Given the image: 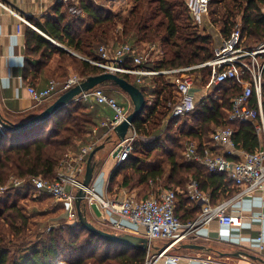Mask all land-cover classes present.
<instances>
[{
	"label": "trees",
	"instance_id": "16d2710c",
	"mask_svg": "<svg viewBox=\"0 0 264 264\" xmlns=\"http://www.w3.org/2000/svg\"><path fill=\"white\" fill-rule=\"evenodd\" d=\"M126 1L131 2L130 7L116 11L90 0H81L79 9L86 13L84 19H67L62 15L56 21L39 23L37 26L54 41L66 44L69 49L89 59H99L98 50L101 45L115 46L125 42L136 46L142 42L160 44L164 55L146 65L151 69L188 66L213 57L215 44L212 35L193 24L184 0ZM210 2L211 22L220 29L223 36H229L235 28L240 27L246 46L255 47L264 42V0ZM27 44L30 50H43L44 56L47 52L50 55L55 51L62 56L67 55L63 47L56 43L54 45L36 31L29 35ZM77 61L76 69L83 80L103 73L102 68L87 59ZM203 70L202 82L205 84L210 70ZM120 76L143 90L147 104L134 123L142 138L156 136V139L151 142L140 139V146L135 148L126 161L116 166L111 183L114 184L120 174L122 184L129 187L164 179L168 187L177 190L176 214L183 222L197 218L199 206L180 215L177 209L184 202L186 204L188 198L180 195L177 187L187 193L188 183L196 180L200 189L210 194L213 203L231 197L236 192L230 187L233 183L223 174L210 172L202 164L186 160V144L183 146L182 139L197 141L200 152L204 153V142L212 139L216 129L233 127L234 138L239 146L245 151H255L260 140L254 126L228 120L232 98L242 91V87L229 82L223 84L217 91V98L210 96L203 99L196 110L186 116L171 117L163 129L164 121L171 111L170 103L174 101L173 88L166 82L164 75L153 77L154 87H149L151 92L147 86L137 83L136 78L126 74ZM66 79L58 81L64 82ZM105 85L115 84L106 81L99 87L104 88ZM150 93L155 95V99L149 105ZM86 107L85 102L73 101L39 124L22 130L5 129L0 134V186H6L13 178L21 179L24 181L22 186L9 188L15 190L14 194H20L21 190H29V179L33 177L53 180L60 162L72 151L77 141L80 140L83 145L88 141L85 135L93 125V118ZM172 128L175 130L171 131ZM128 168L131 171H126ZM82 207L88 215L86 204L83 203ZM28 225V217L17 203L7 204L0 199V264L146 262L147 250L108 241L77 221L52 228L46 236L34 243L24 236Z\"/></svg>",
	"mask_w": 264,
	"mask_h": 264
},
{
	"label": "built area",
	"instance_id": "2783aa9c",
	"mask_svg": "<svg viewBox=\"0 0 264 264\" xmlns=\"http://www.w3.org/2000/svg\"><path fill=\"white\" fill-rule=\"evenodd\" d=\"M90 1L97 4L101 2V0ZM185 2L193 24L203 30L205 21H211L210 0H185ZM56 43L63 46L59 42ZM98 52L99 59H84L102 68L103 72L135 76L139 84L144 83L145 77L164 75L166 82L174 91V101L170 103L171 111L168 119L186 116L195 111L198 103L203 99L210 96L217 98L219 87L227 82L242 87V91L232 98L228 120L252 124L260 140L259 147L252 152L243 150L234 138V128L221 127L212 134V140L216 146L224 147L223 153L217 154L210 150L201 153L198 143L189 140L186 142L185 158L202 164L210 172L223 174L234 186L241 187L242 190L237 192L238 198L264 190V42L255 47L246 46L241 28L237 27L229 36L221 35V42L214 46L213 57L209 60L168 69L147 68L145 64L149 59L145 58L139 46L129 42L115 46L101 45ZM203 69L210 70L205 84L202 82ZM82 81L78 74H72L64 82L51 79L48 86L41 90L29 87V92L34 101L41 103ZM198 93L201 94L199 100ZM74 101L95 102L112 108L114 115L102 123L111 132L127 120L130 114L118 99L99 86L83 91ZM4 131L5 127L0 122V134ZM93 132L96 134L97 130ZM141 138L135 123H130L125 139L119 140L113 151V156L117 152L114 156L117 165L129 158L135 143ZM97 142H87L78 152H68L60 162L53 180L33 177L29 179V184L34 191L63 201L71 220H78L76 194L83 189L84 203L100 211L103 220H107L108 215L106 216L102 211H109L114 219L111 224L117 231L130 230L123 220L143 227L145 231L142 234L150 240L145 264H160L161 260L165 264H178L179 256L167 255V251L174 244L214 220L224 225H232L235 222L234 215L228 211L229 201L212 204L196 180H192L189 184V197L201 202L202 210L197 218L188 222H183L176 214L178 198L177 190L173 188L158 189L142 201L130 196L104 198L91 185L83 184L87 160L97 146ZM23 183V180L14 178L8 185L17 186ZM8 185L0 187L3 189ZM158 240H167L168 246L159 249L157 253H152L153 245ZM257 243L259 249L263 250L262 233L258 236ZM203 263L215 264L210 261Z\"/></svg>",
	"mask_w": 264,
	"mask_h": 264
},
{
	"label": "crops",
	"instance_id": "0c3cea01",
	"mask_svg": "<svg viewBox=\"0 0 264 264\" xmlns=\"http://www.w3.org/2000/svg\"><path fill=\"white\" fill-rule=\"evenodd\" d=\"M80 1L0 0V114L5 120L12 122L26 121L40 113L65 92L60 91L53 95L50 101L38 103L33 100L29 87L41 90L48 86L51 79L64 80L72 74H77L75 73L77 70L76 65H78L77 60L84 59V57L69 49L66 44L62 47L67 51V55L62 56L58 51H55L50 55L47 52L44 56L43 50L40 52L30 50L27 42L29 35L36 31L56 45L57 43L49 35L42 32L37 24L56 21L62 15L66 16L67 19L73 17L79 20L84 19L86 13L79 9ZM99 5H103V3L100 2ZM205 32L207 33V31ZM216 44L219 43L215 42ZM147 63L149 64L150 62L148 61ZM132 77L136 78L135 76ZM141 85L147 86L146 88L150 90V86L154 87L153 77H145L144 83ZM114 90L120 99L115 95L112 96L118 99L131 113L134 110V103L131 97L126 92L121 93L120 89ZM197 96L199 100L201 94ZM154 99L155 95L150 93L148 104H152ZM85 103L87 104L86 111L90 112L93 118V125L88 131L89 133H86L85 140L87 139V142L98 141L96 147L104 145L95 155L97 165L90 185L104 198L130 196L139 201L149 197L147 196L150 190H148L149 185H156L160 181L162 184L157 185V190L170 188L163 185L164 179L152 180V182L150 180L148 184L138 183L129 187L122 184V174L116 178L114 184L111 183V176L117 166V162L114 164L110 161L108 153L110 156L113 154L120 138L116 131L111 132L102 123L108 117H112L114 111L105 104ZM168 120L167 117L164 121L163 129L166 128ZM95 129L97 130L96 134L93 132ZM141 139L151 142L156 139V136ZM82 145L80 140L77 141L72 152L74 150V152H78ZM204 148V151L210 150L217 154L224 152V147L216 146L212 139L204 142ZM230 187L235 189L236 192L229 198L219 199L216 203L229 201L228 211L234 215L235 222L232 225H224L214 220L209 225L198 228L194 233L174 244L167 251V255L179 256L178 264H204L203 262L205 261L215 264H264V249L260 250L257 243L258 236L261 233L263 234L264 243V190L238 198L237 192L241 191L242 188L234 185ZM177 189L180 195L183 194L184 197L188 198L186 204L184 202V205L181 207L179 205V209H177L180 215L183 216V214L191 212L194 206H199L198 212H201V202L192 200L189 197V190L185 193L186 190L181 189V187H177ZM204 193L212 204H216L213 203L208 192ZM102 212L106 216L108 215L107 220L101 218L103 214L100 211L93 212L91 209L87 216L93 223L97 220L96 223L111 224L114 219L109 214V211L103 210ZM123 223L130 228L128 230L129 233L145 231L143 227H138L130 221L123 220ZM167 244V240L156 241L153 249L154 253L168 246ZM189 244L200 247H186ZM159 263L165 264L163 260Z\"/></svg>",
	"mask_w": 264,
	"mask_h": 264
},
{
	"label": "water",
	"instance_id": "95a60500",
	"mask_svg": "<svg viewBox=\"0 0 264 264\" xmlns=\"http://www.w3.org/2000/svg\"><path fill=\"white\" fill-rule=\"evenodd\" d=\"M106 81H112L115 85L122 88L131 97L134 103V110L128 115L127 120L119 124L115 129L120 140H123L125 139V136L129 130L130 123H134L145 110L147 101H146V96L142 89H140L134 83L128 81L126 78L120 76L119 74L112 72H103L97 75L89 76L88 78L84 79L80 84H77L76 86L63 92L52 104H50L40 113L27 119L26 121L12 122L2 118L0 114V122L5 127V129L22 130L25 128H29L48 119L51 115L56 113L62 107L71 104L75 100V97L78 96L83 91H88L94 87L103 84ZM103 147L104 145L96 147L94 150H92V152L88 157L86 172L83 180L84 186H89L91 184L94 175V170L97 165V162L95 160V155ZM116 154L117 152L114 153V156ZM84 198H85V191L83 189H80L76 194V207L78 212L77 222L81 224L84 228L88 229L93 234L98 235L99 237L104 238L111 242L132 246L135 248H141L144 250L149 249L150 240L144 234L138 235L129 232H121V233L111 232L96 226L93 222L89 220L87 214L83 210L82 205L84 203ZM186 247L197 248L200 246L189 244Z\"/></svg>",
	"mask_w": 264,
	"mask_h": 264
},
{
	"label": "rangeland",
	"instance_id": "374dc122",
	"mask_svg": "<svg viewBox=\"0 0 264 264\" xmlns=\"http://www.w3.org/2000/svg\"><path fill=\"white\" fill-rule=\"evenodd\" d=\"M101 3H103V5H105L106 7L112 10H116V11L126 10L130 7V4H131V2L126 1V0H101ZM202 28L203 30L205 29L204 31H207V33L212 35L214 39V44L215 42H218V43L221 42V35L223 34L220 32V29H218V27L214 25L211 21H205ZM138 46L140 47V49L146 56L145 58L149 59L150 63L153 62L154 60H159L164 55L163 50L158 42H156L155 44L148 43V42H142ZM75 73L79 74L77 70L75 71ZM115 86L116 85H105L103 89L115 96H117V92L114 89H118V90L120 89L119 91L121 93H125V91L122 88H120L119 86L118 87H115ZM48 100L50 101V99ZM174 130L175 129L172 128L171 131H174ZM184 141H185V138L182 139L183 146L185 144ZM139 142L140 140H138L135 143L132 153L134 152L135 148L140 146ZM175 145L176 144H174V146ZM108 156H109L110 161H112L115 164L116 158L113 157V154L110 156V154L108 153ZM126 171L128 172L131 171V168H128ZM41 178H44V177H41ZM158 184L161 185L162 183H160L159 181V183L157 182L156 185L155 184L149 185L148 190L149 189L150 190L147 196H151L152 193L157 191ZM163 185L167 187L165 180L163 182ZM13 186L14 185L11 184V185H8V187H5L3 189L0 187V199L1 200L3 199V202L7 204H13V202L17 203L18 206H20L23 212L27 215L28 220H29V225L26 230L27 234L26 235L24 234V236H27V240H31V243L36 242L42 236H46L52 228L63 227L66 224L74 222V220H71L68 217V212L66 210V207L63 201H60L57 198L51 197L48 194H43V193L41 194L37 191H34L32 187H29V190H25V191H22L21 189H19L21 190L20 194H14L15 193L14 189L9 190V188ZM19 186H22V184L14 186V188L19 187ZM9 192L12 194L10 195ZM86 209L88 213L90 209L93 212H96V211L99 212L95 207H89L87 205H86ZM19 224H21L20 221H19ZM95 225L102 229L104 228L108 231H111V232L121 233L120 231H117L112 226V224H108V223L102 224L98 222ZM142 233H143L142 231H138L137 233H134V234L141 235ZM152 253H154V250H152Z\"/></svg>",
	"mask_w": 264,
	"mask_h": 264
}]
</instances>
